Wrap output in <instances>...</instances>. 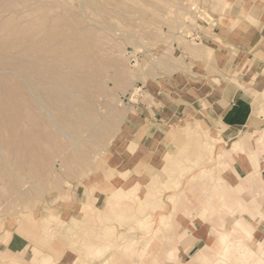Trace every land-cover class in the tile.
<instances>
[{
	"label": "rangeland",
	"instance_id": "374dc122",
	"mask_svg": "<svg viewBox=\"0 0 264 264\" xmlns=\"http://www.w3.org/2000/svg\"><path fill=\"white\" fill-rule=\"evenodd\" d=\"M260 1L0 0V95L8 94L2 97L12 106L0 104L17 113L0 120V264H104L115 248L153 234L149 264L175 242L179 258L168 263L162 254L163 264H209L238 250V242L255 250L243 264H264V240L255 234L263 237L262 227L211 198L220 188L233 211L238 202L249 207L252 193L259 201L263 191V142L245 146L250 167L235 151L221 156L241 136L225 137L219 124L224 83L217 77L226 65L216 50L255 23ZM183 71L196 103L170 117L159 109L164 120L151 122L147 134V123L137 128L139 114L183 93L165 82ZM209 75L215 84L206 82ZM27 85L43 103L29 95L28 118L21 101ZM251 132L264 133V123ZM235 167L240 176L233 180ZM250 174L257 182L247 185ZM185 186L210 204L188 209L177 197ZM15 238L28 247L7 249ZM120 250L107 264L135 257Z\"/></svg>",
	"mask_w": 264,
	"mask_h": 264
},
{
	"label": "crops",
	"instance_id": "0c3cea01",
	"mask_svg": "<svg viewBox=\"0 0 264 264\" xmlns=\"http://www.w3.org/2000/svg\"><path fill=\"white\" fill-rule=\"evenodd\" d=\"M222 44L224 46L218 44L216 48L218 51L217 58H220L221 62L226 65L224 71L225 76L222 77L218 74L217 77L224 83L222 100L224 109L220 114L219 124L226 129L222 133L225 137L229 135V139L240 138L245 132H250L252 129L258 130L264 123V113H262L264 112V108L262 109L260 107L259 111L255 112L256 101H262L264 92V0H261L258 4L255 23L251 26L249 25L246 32H242L241 34L234 32L229 37L224 38ZM208 77L209 82H206L213 83V76L209 75ZM191 80V75L183 71L178 77L165 81L168 90L175 91L173 89L176 88L178 91H183V93L181 92L182 94H178L174 99L173 103L177 106L168 104L166 107L163 106L158 109L152 108L153 113L146 114L144 117L143 114H139L138 118L134 119L135 126L140 128L143 124L147 123V134L150 123L152 122L153 124L156 121L164 120L162 117L164 113H167V116L170 117L175 113H181L182 110L186 111V108L194 105L198 99H195L193 94H190V90L192 89L190 86ZM195 88L193 87V89ZM168 90L166 94L170 96ZM159 109L164 111L161 113L162 116L160 118L158 117L160 115ZM250 146L253 148L252 144ZM263 178L264 170L262 171V183H264ZM260 202L262 201L260 200ZM263 209L264 206L256 221L258 228L262 227L261 230H263L262 241L264 240ZM198 244L195 241L192 247L199 246ZM27 247V242L15 238L11 244H8L7 249L20 252Z\"/></svg>",
	"mask_w": 264,
	"mask_h": 264
},
{
	"label": "bare ground",
	"instance_id": "6f19581e",
	"mask_svg": "<svg viewBox=\"0 0 264 264\" xmlns=\"http://www.w3.org/2000/svg\"><path fill=\"white\" fill-rule=\"evenodd\" d=\"M77 1V0H76ZM56 21V20H55ZM41 29V28H40ZM61 30V29H60ZM44 33V32H43ZM51 33V32H50ZM44 35V34H43ZM48 36V35H47ZM49 37V36H48ZM43 38V37H42ZM44 38H45V36H44ZM64 38V37H63ZM47 39V38H46ZM45 40V39H44ZM53 40H54V38H53ZM46 41V40H45ZM62 42V41H61ZM52 43V42H51ZM32 44V43H31ZM38 44H40V42L38 43ZM50 44V43H49ZM53 44V43H52ZM54 44H56V43H54ZM44 46V45H43ZM46 46H48V44L46 45ZM78 46V45H77ZM47 48V47H46ZM48 48H52V47H50V46H48ZM48 48L47 49H45V52L48 50ZM64 48V47H63ZM53 51H54V49H52ZM36 52H38L37 50H36ZM49 52V51H48ZM50 53V55H52V53L51 52H49ZM49 53H48V55H49ZM46 54V55H45ZM43 56H45V58H46V56H47V53H45ZM79 54V53H78ZM71 55V54H70ZM41 57V56H40ZM48 58V57H47ZM46 58V59H47ZM50 58V57H49ZM66 58V57H65ZM39 59V58H38ZM59 59V58H58ZM61 59V58H60ZM44 61H46L45 59H43ZM38 62V61H37ZM67 62H68V60H67ZM76 63V62H75ZM68 64V63H67ZM70 66V65H69ZM72 66V65H71ZM33 68V67H32ZM43 69H46V68H43ZM54 77V76H53ZM68 81V80H67ZM80 81V80H79ZM44 82V81H43ZM51 83V82H50ZM46 84V83H45ZM80 84V83H79ZM21 86V85H20ZM48 86V85H47ZM52 86V85H51ZM27 87H28V89H27V91L28 92H24L23 93V100H21L22 101V103L23 104H25L24 106H23V108H22V110H23V113H22V115H26V118H28L27 117V115H29V111L31 110V109H29L28 107H27V105L28 104H31V102L30 101H32L31 100V98L29 97V95H31L32 96V98L33 99H35V101L37 102V104L40 106V107H42L43 106V103L38 99V97L37 96H39L38 94H36V91L32 88V87H30L29 85H27ZM75 90V89H74ZM83 90V89H82ZM63 91V90H62ZM48 92V91H47ZM3 93V92H2ZM64 93H66V91L64 92ZM6 96V95H8V94H2V95H0V102H3V104L4 103H6L8 106H9V108H11L10 106H12V104H11V101H9L10 100V98L8 99V101H6L7 99H6V97H5V101L6 102H4V98L2 97V96ZM69 98V97H68ZM67 98V99H68ZM60 99V98H59ZM58 99V100H59ZM34 101V102H35ZM47 102H48V100H47ZM47 102H46V106H50V103L47 105ZM9 103V104H8ZM59 103H61V102H59ZM262 103V105L264 104V102H261V101H256V106H255V112H257L258 111V105H260ZM11 104V105H10ZM36 104V103H35ZM59 105V104H58ZM61 105V104H60ZM4 106H5V104H4ZM4 106L3 105H1L0 104V120H1V118L3 119V118H5V119H7V120H9L8 118H6L7 117V115H9L10 114V117L11 116H14V114H17L16 112H14L12 109H11V111H9V108H8V106L6 107V109L8 110L7 112H6V109H4ZM53 106V105H52ZM51 107V106H50ZM61 107V106H60ZM68 107V106H67ZM54 108V107H53ZM57 108V107H56ZM55 108V109H56ZM64 108V107H63ZM36 110V109H35ZM46 112V111H45ZM56 112V111H55ZM20 113H21V111H20ZM7 114V115H6ZM50 115H51V113H49ZM58 115V114H57ZM44 117V116H43ZM51 117V116H50ZM55 117V116H54ZM4 119V120H5ZM30 119V118H29ZM42 119V118H41ZM4 120H2V121H4ZM32 119H30V121H31ZM37 120V119H36ZM34 121V120H33ZM42 121V120H41ZM1 122V121H0ZM53 122V121H52ZM27 123V122H26ZM36 123V122H35ZM28 124V123H27ZM41 125V124H40ZM33 127V126H32ZM31 130V129H30ZM39 131V130H38ZM219 134H217V136H218ZM40 136V135H39ZM67 136H68V134H67ZM228 137H229V135H228ZM26 141V140H25ZM195 142H198L199 144H200V140H197V141H195ZM259 142H263L264 143V133H262V134H259V135H257V136H255L254 137V135H253V133L250 131V132H245V134L244 135H242L241 136V138L240 139H238V140H234L228 147H226V148H223V149H221V156L222 157H224V153L225 152H228V153H230V152H232V151H235V152H237V155H238V157L240 158V160L242 161V163H243V165L245 164V165H249L248 167H250L251 165L249 164V162H248V160L250 159V158H248V156H247V151L245 150V146H249V145H251V144H259ZM29 143V142H28ZM153 145H156V142L153 144ZM34 146H36V145H34ZM125 148V146H123L122 147V149H124ZM145 148V147H144ZM147 149V148H146ZM34 154V153H33ZM6 155H8V154H6ZM28 155V154H27ZM148 155H151V153L150 152H148ZM4 159L6 160V158L4 157ZM175 159H178L177 157H175ZM7 160H8V158H7ZM2 161V160H1ZM0 161V162H1ZM14 161V160H13ZM30 161V160H29ZM235 161V160H234ZM21 162V161H20ZM235 164H238L236 161H235ZM22 166V165H21ZM18 167V166H17ZM145 167V166H144ZM22 169H23V167H22ZM144 169V168H143ZM235 169H236V167H235ZM249 169V168H248ZM147 170V169H146ZM264 170V167L262 168V169H259L258 170V174H259V177L258 178H260V182H261V187H262V189H263V191L262 192H259L260 193V197H259V201H258V199H257V197H256V194L255 193H252L253 194V197H254V199H253V201L252 202H250V205H249V207H247L246 208V206L242 203V202H238V203H236V205H239V206H236V210L234 211H232V208H231V205H227V209L224 207V206H226V202H225V199L226 198H228V194L226 193V192H223V191H220L221 189L220 188H218V190L220 191H218L217 189H214V191L216 192V195H214V196H211V198L212 199H216V201L219 203L220 202V204H221V206L227 211V212H229V213H233V214H236V215H238V214H240V213H243V215H242V217H245V215H248V216H250L251 218H252V221H250L251 223V225L252 226H255V223H256V221H257V218H258V216L261 214V212H262V210H259V202H260V200L261 199H264V183H262V171ZM20 171V170H19ZM202 172H204L203 174H204V178L208 175V173L207 172H205V171H202ZM209 172V171H208ZM233 174H234V176H233V180H235L237 177H239L240 176V174H239V171L236 169V171L235 170H233ZM242 176V175H241ZM216 177H217V179H220L221 178V176H220V173L219 174H217L216 175ZM199 178L201 179V176H200V174H199ZM240 179V178H239ZM264 179V178H263ZM222 182H224L225 180H221ZM245 181H246V183H247V185H252V184H255V182H257V181H255L254 180V178H253V176L250 174V175H248V176H245ZM241 182H242V179H241ZM239 186L240 187H243V182H242V184L240 183L239 184ZM134 192V191H133ZM132 192V193H133ZM153 192V191H152ZM152 192H150V193H148V191H146V193L147 194H152ZM257 192V191H256ZM259 193H257L258 194V196H259ZM136 194V193H135ZM134 194V195H135ZM200 195H199V197H198V192H195V189L194 188H190L189 186H185V187H183V188H181L180 189V195H171L170 197H173V196H177V197H179V199L180 200H184V205L188 208V209H191V208H193V207H195L196 205H198L199 206V204L201 205V204H203V205H208V204H210V202L209 201H204V202H202V203H200L201 201V198H202V193H199ZM137 196V195H136ZM252 197V198H253ZM2 198V197H1ZM135 198V197H134ZM170 199H172V198H170ZM228 201V200H227ZM258 201V202H257ZM264 201V200H263ZM262 203V202H261ZM176 206V205H175ZM139 214V213H138ZM245 214V215H244ZM160 222L161 223H166L167 222V216H164V215H161L160 216ZM135 221H136V219H135ZM237 222H238V224L240 225V223H241V219L240 218H238V220H237ZM137 223V222H136ZM139 225V224H138ZM149 226H150V224H148V223H145V230H147L148 228H149ZM127 228V227H126ZM244 226H241V231L242 232H246V234H247V236H250V233L246 230V231H244ZM158 230V229H157ZM238 231L240 230V229H237ZM257 232H259V231H257ZM155 233V232H154ZM255 234H258V240L260 241H262V237H261V234H260V232L259 233H255ZM189 235H190V237H192L193 236V232H191L190 231V233H189ZM224 236V235H223ZM156 236H155V234H153V236H150L149 238H146V241H145V243L143 242L142 243V236L140 237V238H137V239H135V240H133V241H131V242H129V243H127V244H123L124 246H119V248L117 247V248H115V250L113 251V253L112 254H109V256L107 257V258H105L103 261H104V264H107L113 257H114V255L115 256H119L118 254H119V249L121 248V250L122 249H124V250H126V251H130V254H131V252L133 253V255L135 254V257L133 258V256H132V259H131V261H130V258H129V262L127 263H125V264H149V263H147V260H146V258H147V253H146V251H147V248L149 247L148 245H149V243L151 242V239H154ZM246 237V236H245ZM193 239L191 240V241H193V240H195L197 237H192ZM190 241V242H191ZM180 242H175V245H172L171 246V248L166 252V253H162L163 254V256H164V258H167V260H168V263H172L173 261H175L176 259H178L179 258V253H180ZM261 246H263V242L259 245V248L261 247ZM109 247H112V246H106L105 248L107 249H109ZM168 248H169V246H167ZM210 247L211 246H206V249L207 250H209L210 249ZM237 248H238V250H236V251H228V252H224V253H222V254H220L216 259H212L211 260V262L209 263V264H243L244 263V261H245V258H247L248 256H250V255H253V254H255V250H253V248H251V247H249L247 244H243V243H239L238 242V244H237V246H236ZM264 247V246H263ZM104 247H101V249L98 251V252H101L100 253V255L101 254H105L106 252H104ZM111 249V248H110ZM109 249V250H110ZM118 249V250H117ZM120 250V251H121ZM122 252H120V254H121ZM129 253V252H128ZM98 254V253H97ZM162 254L160 255V254H156V256L155 255H153V259H154V263H151V264H163V261H162ZM129 255V254H128ZM99 255H97V257H98ZM102 256V255H101ZM121 256V255H120ZM126 258H127V256H125ZM130 257V256H129ZM128 259V258H127ZM126 260V259H125ZM208 260H206V262H207ZM125 262V261H124ZM164 263L166 264V261L164 260ZM124 264V263H123ZM189 264H193L192 262L191 263H189Z\"/></svg>",
	"mask_w": 264,
	"mask_h": 264
}]
</instances>
